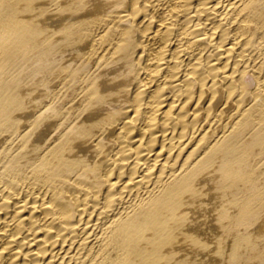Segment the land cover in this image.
Here are the masks:
<instances>
[{
    "label": "bare ground",
    "instance_id": "6f19581e",
    "mask_svg": "<svg viewBox=\"0 0 264 264\" xmlns=\"http://www.w3.org/2000/svg\"><path fill=\"white\" fill-rule=\"evenodd\" d=\"M0 264H264V0H0Z\"/></svg>",
    "mask_w": 264,
    "mask_h": 264
}]
</instances>
